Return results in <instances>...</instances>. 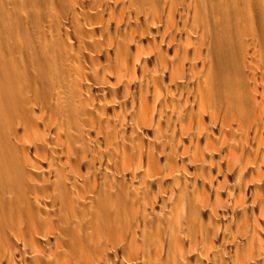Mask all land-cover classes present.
I'll use <instances>...</instances> for the list:
<instances>
[{
  "label": "rangeland",
  "instance_id": "obj_1",
  "mask_svg": "<svg viewBox=\"0 0 264 264\" xmlns=\"http://www.w3.org/2000/svg\"><path fill=\"white\" fill-rule=\"evenodd\" d=\"M70 1L44 0L39 5L33 0H0V20L8 14L21 17V24L11 27L14 34L25 40L13 53L21 68L30 67L36 58H42L49 67L63 74L61 81L54 82L46 101L39 98L40 95L32 94L35 109L26 123H20L14 142L8 146L19 155L31 153L32 161L39 169L36 172L39 177L34 181L38 184L33 182L35 188H30V192L37 195H33L31 208L36 207L41 197L49 196L47 199L57 211L55 219H52L54 226L64 233V237L83 242L90 240L88 218L96 210L82 218L85 211L81 208L79 191L69 185L71 173L76 179L85 176L91 182L89 189L94 197L114 204L122 198L131 199L127 203L130 205L128 214L115 223V228L122 232L124 241H134L138 245L135 257L143 263L264 264V115H260L251 91V118L238 114L209 115L202 90L204 84L199 83L194 74L200 64L199 59L205 58L207 64L209 56L206 46L203 47L206 35L197 28L200 16L207 18V25H213L219 34L223 32L234 37L233 29L242 20V10L252 8L264 20V0H147L145 4L139 0H78L79 7L71 6ZM84 30L100 39L84 42L81 37ZM9 36V33L0 31L2 50ZM9 52L5 53L6 57ZM93 56L96 58V71L101 74L102 89L115 91L119 97L114 99L116 103L123 101L121 95L133 83L138 74L137 67L151 66L152 82H147L142 88L138 86L140 90L136 91L134 99L136 109L129 116V121L138 130L151 137L160 130L157 123L143 121L139 124L142 115L150 119L155 114V122L160 116L163 131L178 123L170 126L176 134L174 130L170 137L165 134L156 144V150L160 155L163 153L162 159L174 170V175L178 172L190 187L179 184L181 187L178 189L173 186L166 189L162 219L159 218L161 210H158L156 219L147 220L143 216V203L134 199L137 186L133 190L134 185L127 181V187L123 188V184L114 183L108 173L101 170V167L106 168L105 165L116 168V164L125 161L127 164L135 163L134 157L138 156L132 145L123 144L122 137L103 132V159H112L120 154L119 158L103 165L96 146L90 144L95 141L88 137L89 141L85 140L84 146L75 141L63 117L60 105L65 98L67 101L83 99L86 82L80 79L83 75L80 65ZM248 59L252 62L247 66V73L259 72L264 76L261 52L256 48L249 50ZM191 78L194 82H190ZM156 79H164L166 86L160 87L155 83ZM93 82L97 83L99 79H93ZM248 82L251 86L252 78ZM182 85L186 91L189 89L186 94L176 95L180 89L178 93H172V86L182 88ZM99 86L94 88L99 89ZM119 86L122 87L121 93H117ZM35 88H39L38 84ZM1 89L0 82V133L7 123L2 112L4 99ZM104 93L98 97L101 103L90 102V105L104 107L106 103L102 98L108 96ZM168 101L181 105L178 111L176 108L170 114L177 120L166 116L169 125L164 122L165 116H161L166 115ZM109 105L106 113L113 121L120 105L111 106L110 101ZM183 105H187L188 110ZM184 111L187 115H182ZM198 111L202 115H198ZM92 115L97 114L92 112ZM96 124L91 128L93 133L99 132ZM199 124L203 126L204 133ZM34 127L38 133L36 137L31 131ZM208 144L211 146L207 149ZM33 148L35 153H32ZM151 148L154 150V143ZM145 156L144 153L143 162L146 161ZM167 165L162 170V180L170 177L166 174ZM205 167L209 171L202 175ZM191 185L195 186L194 189ZM187 187L190 191L182 190ZM204 187L213 189V198L200 194ZM160 196V190H154L151 197L160 199ZM15 202L18 203V199ZM124 205L113 211L119 212ZM45 223L44 218H35L30 228L17 226L13 245L18 249L27 233L40 229ZM216 227L219 233L213 234ZM0 264L20 263L13 260L9 250H4L0 251Z\"/></svg>",
  "mask_w": 264,
  "mask_h": 264
},
{
  "label": "bare ground",
  "instance_id": "obj_2",
  "mask_svg": "<svg viewBox=\"0 0 264 264\" xmlns=\"http://www.w3.org/2000/svg\"><path fill=\"white\" fill-rule=\"evenodd\" d=\"M33 1L40 5L43 4L44 0ZM146 1L147 0H139V2L143 4H145ZM69 4L73 7L77 5L79 7L80 1L71 0ZM5 16L6 18L0 20V31L9 33L11 36L6 38L5 49L2 50L0 48V82L4 99L2 112L7 121L4 125V131L0 133V251L9 250L13 255V260L20 264H157L156 262L143 263L138 257H135L138 245L134 243V241L131 243L124 241L125 239L122 238V232L115 228V223L121 221L124 215L128 214L130 205H127V203H129L131 199L122 198L118 204H114L113 201L104 202L102 199L94 197L89 189L91 182L88 177L81 176L76 179L71 173L70 184L67 183L72 186L74 190L79 191L81 208L85 211L81 215L82 218L86 217L90 211L96 210V212L88 218L90 219L88 229L90 240L83 242L77 239L73 240V238L70 237H64V233L54 226L52 219H55L57 211L55 206L47 199L49 196L41 197L40 195L42 200H39L40 202L36 204V207L31 208L34 194L30 192V188H35L33 182L39 177L37 176L38 174L36 175L39 169L36 168V163H33L32 155H30L31 153L19 155L15 149H13V152L8 146L11 142H14V134L16 129L18 130L20 127V123L21 125L26 123L32 111L35 109L33 105L35 100L32 94L40 95L41 97H38L46 101L49 90L54 82L60 80L63 74L61 71L49 67L42 58H36L30 67L21 68L19 62L16 61V58L13 56V53L25 43V40L22 36L14 34L11 30V27L16 28V26L18 27V25L21 24V17L10 14ZM41 16L45 15L41 14ZM241 19V22L233 29L234 37H230L223 32L219 34V32L214 29L213 25H207V18L204 16H200L198 20L197 28L200 29L198 31H200L201 34L206 35L203 47L206 46L209 56L207 57V64L204 62L205 58L201 57L199 59L200 64L196 67L194 74L198 82L201 84L203 82L204 84L202 85L203 87H201L206 96L209 115L238 114L246 118L248 115L250 117L252 112L250 91L254 95L256 103L260 108V115H264V76L260 75L259 72L253 74L247 73V66L252 62V59L247 60L248 51L253 48L261 52L262 67L264 68V20L256 10H252V8L249 9V11H247V9L242 10ZM82 22V24L85 25V21ZM81 37L84 42L88 43L100 39V37H97L94 33H90L86 30L81 31ZM8 51H10V55L6 57L5 53ZM154 52L152 54H154ZM96 54L94 55L93 53L94 56H96ZM94 56L91 57V60L85 59L80 65L81 70H83V75L80 76V79L86 82L83 99H68L67 101L65 98V101H62L60 105L63 111V117L68 123L75 141H80L83 143V146L85 140L89 141V138L95 141V143L90 144L96 146V152L100 153L99 156L103 162L101 164L103 165L109 164L110 160H115L120 157L118 153L114 155L112 159H103L101 152L104 149V144H102L101 138L104 133L109 132V135L122 137L123 144L132 145V148L135 149L136 156H138L134 157L136 165H133L135 163L127 164L125 161V163L116 164V168H110L108 165H105L107 169L101 167V170L107 172L114 183L118 185L123 184V188L127 187V181L132 182L134 185L132 188L133 190H135L137 186L138 191L134 199H137L139 203H143L145 208L143 216H145L147 220L156 219V211L158 210H161L159 218L162 219L165 214V209L163 207L164 196L168 193L166 189H169V186L178 189V186L181 187L179 184H182L183 187L188 185V182L182 180L178 172L174 175V170L170 169L163 161V153L160 155L159 151L156 150V144L161 142L160 139H163L165 134L168 137L172 134L171 132L174 128L170 126L178 125V123L169 125V123L166 122V116L177 120L174 115L170 114H172L174 110L176 111V108L178 111L181 105L177 106L176 103L170 101L166 103V115H161L165 116L164 122L169 125L166 131H163L165 130L163 129L164 124L160 116L157 117L155 122V114L151 115L150 119L147 115H142L139 124L143 121H150L151 123H157L160 129L155 137H151L148 134L146 135L145 132L138 130L136 126L129 121V116L133 114L136 109L134 99L136 93L140 90L138 86L142 88V85L147 84V82H152V77L149 74L151 66L149 64L144 65L141 69L139 66L137 67L138 74L135 76L133 83L125 88L124 95H121L124 97V99L121 98L123 101L116 103L114 99L119 97L115 91H111L110 88L109 90L102 89L103 82L100 72L96 71L97 65L94 63L96 60ZM140 70H142L141 73ZM251 78L252 82L250 86L248 80ZM93 79L96 81L99 79V82H93ZM146 79L148 81H146ZM190 82H194V79L191 78ZM155 83L160 85V87L166 86L164 79H156ZM36 84H38L39 87L37 89L35 88ZM98 86L99 89L101 88V93H99V89L94 88ZM114 86L115 88L117 87L116 85ZM119 87L120 91L117 93H121L122 91V87ZM179 89L181 90L180 93L177 92ZM188 90L186 91L183 85L182 88H178L177 86L171 87L173 94H175V92L178 93L176 95L186 94ZM104 92L108 95L106 99L102 98L103 102L106 103L105 106L101 108L92 107L90 102L95 104L101 103L98 97L105 95ZM121 99H119V101ZM109 101L111 106H113L112 104L115 105V103L117 106L118 104L120 105V107L118 106V115H114L115 118L113 121L108 116L109 113H106L110 107ZM182 107H186L188 110L187 105H183ZM147 110H149V108ZM92 112H95L97 115H92ZM199 113L198 111V115L201 114ZM179 115L181 116V113H179ZM182 115H187V112L184 111ZM94 123H97L96 126H98L99 132L101 133H93L91 131ZM35 125H37V123H35ZM198 126L204 133L203 126L200 124ZM31 131L33 136H38L36 127ZM174 133L176 134V130H174ZM180 140L182 144L183 139L181 137ZM150 142L151 145L148 144ZM153 143L155 147L154 150L151 148ZM87 144V146H89V143ZM210 146L211 144H208L207 149L210 148ZM262 150L264 151V148ZM87 151L89 152L90 150ZM210 152L211 150H209V153ZM32 153H35L34 148ZM144 153L146 155V161L143 162ZM139 155L141 157H139ZM165 165H167L165 169L167 170L166 174L170 176L168 180H162V170ZM208 171L209 169L206 170L205 167L202 175H205ZM174 176L176 177L174 178ZM113 182L110 181V183ZM36 184H38V182ZM68 184L67 186L69 187ZM191 187L194 189L195 186L191 185ZM183 189L185 192L190 191L188 187L182 188V190ZM154 190H160V199H153L151 197ZM46 192L47 190L45 193ZM199 192L202 196L207 195V198L209 196L213 198L214 195L213 189L208 187H204V189ZM217 195H219V191H217ZM16 199H18V203L15 202ZM37 201L38 200H36V202ZM123 204L125 205L119 212L113 211L115 208H121ZM35 218H39L40 220L44 218L47 223L40 227V229L32 230L27 233L20 247L17 249L16 246L13 245V241L17 234V226L25 225V227L30 228ZM218 231V227L214 228L213 234H215L214 232L219 233ZM262 245L264 247V243H262Z\"/></svg>",
  "mask_w": 264,
  "mask_h": 264
}]
</instances>
